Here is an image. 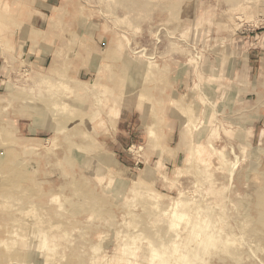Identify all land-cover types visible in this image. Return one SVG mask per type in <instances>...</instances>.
I'll use <instances>...</instances> for the list:
<instances>
[{
	"label": "rangeland",
	"instance_id": "374dc122",
	"mask_svg": "<svg viewBox=\"0 0 264 264\" xmlns=\"http://www.w3.org/2000/svg\"><path fill=\"white\" fill-rule=\"evenodd\" d=\"M51 2L0 0V264H264V0Z\"/></svg>",
	"mask_w": 264,
	"mask_h": 264
},
{
	"label": "crops",
	"instance_id": "0c3cea01",
	"mask_svg": "<svg viewBox=\"0 0 264 264\" xmlns=\"http://www.w3.org/2000/svg\"><path fill=\"white\" fill-rule=\"evenodd\" d=\"M43 5L45 7H43L41 10H38L37 13L35 14V16L33 17V27L35 29H39L40 27H42V24H44L43 22L47 19V16L48 14L46 13L47 11H49V7L50 9H53L55 8L53 5H52V2L51 0H44V3ZM22 48V58L20 60H18L19 64H23L24 66L27 65L28 61L31 62L32 61V64L36 67H39V68H42L46 62V58H47V55H46V51L44 48H42V50L44 51H41L42 53L41 54H38L37 51L34 49V54H31L30 51L31 50H27V47H26V44L24 46L21 47ZM21 51V50H20ZM28 51V52H27ZM35 56V57H33ZM34 58L33 60L31 58ZM4 61L2 62L1 59H0V77L2 76L1 75V71H2V68L4 67ZM4 69V68H3ZM2 80L0 79V82ZM81 82H85V81H81ZM180 123L178 122H175V121H172V120H167L166 123L163 125V128H162V132L163 134L165 135L164 137V141H167V143L163 144L164 147H166L169 151V149L172 148V146L177 143L180 142ZM21 132L24 131V132H28L30 131V127H28V125L25 127H20L19 129ZM119 147H123L120 142H119ZM133 148L135 147L134 145L132 146ZM168 153V152H167ZM176 153H178L177 157L179 159V157L181 156V151H180V148L178 151H176ZM134 160H136V158H133ZM137 164V163H136Z\"/></svg>",
	"mask_w": 264,
	"mask_h": 264
},
{
	"label": "bare ground",
	"instance_id": "6f19581e",
	"mask_svg": "<svg viewBox=\"0 0 264 264\" xmlns=\"http://www.w3.org/2000/svg\"><path fill=\"white\" fill-rule=\"evenodd\" d=\"M3 177V176H2ZM261 178V177H260ZM4 183V182H2ZM258 184V183H257ZM197 186V185H196ZM1 187V186H0ZM259 195H258V198H257V201H256V210H260L258 216H259V219H258V222H262L263 225H264V183L262 184L261 187H259ZM1 197V196H0ZM2 198V197H1ZM7 199V198H6ZM2 200V199H1ZM248 209V208H247ZM247 212V211H246ZM247 214V213H246ZM254 223V222H253ZM260 224V223H259ZM249 225V224H248ZM244 226V225H243ZM242 227V226H241ZM247 228V226H246ZM239 232V231H238ZM156 233V232H155ZM245 233V232H244ZM151 235H153L151 233ZM153 237V236H152ZM230 243V242H229ZM220 244V243H219ZM247 244V243H246ZM260 245V244H259ZM222 246V245H221ZM220 246V247H221ZM257 250V249H256ZM220 252V251H218ZM223 252V251H222ZM64 260V259H63Z\"/></svg>",
	"mask_w": 264,
	"mask_h": 264
}]
</instances>
